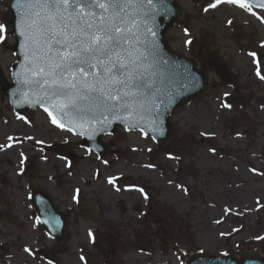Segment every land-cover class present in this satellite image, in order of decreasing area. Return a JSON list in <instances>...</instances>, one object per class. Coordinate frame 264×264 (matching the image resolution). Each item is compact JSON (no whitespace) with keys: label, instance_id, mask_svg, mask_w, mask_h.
I'll return each mask as SVG.
<instances>
[{"label":"rangeland","instance_id":"374dc122","mask_svg":"<svg viewBox=\"0 0 264 264\" xmlns=\"http://www.w3.org/2000/svg\"><path fill=\"white\" fill-rule=\"evenodd\" d=\"M176 2L186 16L167 32L168 43L209 70L210 90L177 109L168 146L120 129L103 138L109 155L100 158L45 111L14 112L0 90V264H186L195 253L264 255V11ZM10 19L0 0V72L8 81L17 60ZM209 56L224 61L229 81L208 68ZM190 137L204 145L188 149ZM62 145L77 162L60 155ZM36 190L68 216L64 245L39 223Z\"/></svg>","mask_w":264,"mask_h":264},{"label":"water","instance_id":"95a60500","mask_svg":"<svg viewBox=\"0 0 264 264\" xmlns=\"http://www.w3.org/2000/svg\"><path fill=\"white\" fill-rule=\"evenodd\" d=\"M7 1L18 61L11 67L13 83L0 73L2 92L19 114L37 107L48 111L100 157L109 147L102 138L122 127L167 145L177 108L210 88L208 71L197 70L196 61L171 49L166 39L170 26L184 18L175 0ZM219 1L264 9V0ZM209 66L229 79L221 60L210 57ZM63 155L77 160L69 150ZM31 198L47 234L66 242L67 216L45 192ZM187 261L264 264V256L197 253Z\"/></svg>","mask_w":264,"mask_h":264},{"label":"trees","instance_id":"16d2710c","mask_svg":"<svg viewBox=\"0 0 264 264\" xmlns=\"http://www.w3.org/2000/svg\"><path fill=\"white\" fill-rule=\"evenodd\" d=\"M184 143L187 145L188 149H191V148L194 149L196 147L201 146V144H202V142L199 141V139L198 138H195V137L186 138V140L184 141ZM209 145L212 148L215 147V144L214 143L212 144L211 142H209Z\"/></svg>","mask_w":264,"mask_h":264},{"label":"bare ground","instance_id":"6f19581e","mask_svg":"<svg viewBox=\"0 0 264 264\" xmlns=\"http://www.w3.org/2000/svg\"><path fill=\"white\" fill-rule=\"evenodd\" d=\"M221 193H222V196H224L227 201L233 198V195L231 194V192H228L227 190H222Z\"/></svg>","mask_w":264,"mask_h":264}]
</instances>
